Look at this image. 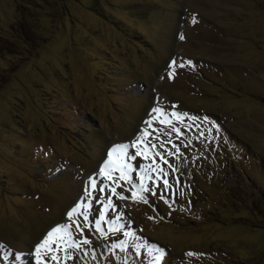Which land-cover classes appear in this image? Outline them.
<instances>
[{"label":"rangeland","instance_id":"obj_1","mask_svg":"<svg viewBox=\"0 0 264 264\" xmlns=\"http://www.w3.org/2000/svg\"><path fill=\"white\" fill-rule=\"evenodd\" d=\"M156 102L213 138L173 133L168 203L112 197L118 231L84 228L66 264H156L153 244L160 264H264V0H0V264H29L53 225L76 232L85 177Z\"/></svg>","mask_w":264,"mask_h":264},{"label":"snow or ice","instance_id":"obj_2","mask_svg":"<svg viewBox=\"0 0 264 264\" xmlns=\"http://www.w3.org/2000/svg\"><path fill=\"white\" fill-rule=\"evenodd\" d=\"M180 38L183 39L182 36ZM172 63L174 62L170 63V67ZM179 66L183 67L184 65ZM171 76L172 73L169 72V77L171 78ZM130 87H134V85ZM185 118L191 121L198 119V117L189 116L187 113L176 111L169 113L160 107H153L150 110V118L145 121L147 127L137 134L131 144L119 143L110 146L102 166L96 174L85 180L82 195L78 197L77 203L66 212V218L72 219L76 225V232L72 231L71 225L67 222H61L52 227L42 241L35 245L36 264H66L67 260L73 259L72 252L69 250L79 252L84 245L91 244V240L83 236L84 228H88L89 231L94 228L100 233L102 239L106 237L102 224H108L110 226L109 231H118L114 226L123 214L117 215L115 219H107L109 210L116 211L120 207L112 197H116L121 201L131 198L148 203V194L156 196L159 190V198L168 203L166 193L172 187L168 179L169 169L172 173L179 171L180 157L183 155L180 152V146L173 142V133L179 139L195 129L199 132L197 139L201 137L205 139L213 138L212 128L207 129L206 135L205 130L197 124H184V131H181V127L173 121L182 122ZM204 119L208 120L209 118L205 117ZM154 122H158L161 126H167L168 130L165 132L163 128H156ZM165 137L167 138L165 139ZM188 143H191V137L188 138ZM169 144H171V148L168 147ZM130 148H133L134 151L130 152ZM172 149H175V151ZM157 157L159 162H157ZM171 157H175L177 163H170L169 158ZM138 158L145 161L151 158V163H140ZM133 162H136V164L134 165ZM116 172L119 175L118 178L114 179L113 173ZM134 172L139 180L138 183L132 179ZM95 177L100 179L98 180ZM119 181H126L131 187L126 188ZM175 183L179 184L180 181L176 179ZM118 188L121 190L117 191ZM127 191H131V197L125 195ZM93 202L101 205V208H94ZM76 217H82L83 227L79 219H74ZM77 235L83 236V239H76ZM125 235L134 234L125 233ZM113 246L116 247L117 245ZM119 246L122 248L123 242ZM0 247H3V245H0ZM148 251L149 253H155L153 260L156 264H160L165 256V250L155 244L151 245ZM188 255H192V253H188Z\"/></svg>","mask_w":264,"mask_h":264},{"label":"bare ground","instance_id":"obj_3","mask_svg":"<svg viewBox=\"0 0 264 264\" xmlns=\"http://www.w3.org/2000/svg\"><path fill=\"white\" fill-rule=\"evenodd\" d=\"M153 107H158V106H157V102H156V103H153V104L151 105V107L146 111V114H145L144 117L142 118L141 123L139 124V127H138V129H137L135 135L131 138L130 141L128 140L127 142H132V141L135 139V137L137 136V134L140 133L144 128L147 127V125L145 124V121L148 120V119L150 118V110H151ZM152 115H155V114H152ZM88 177H89V175H87L85 178L87 179ZM81 193H82V192H81ZM81 195H82V194H81ZM79 197H80V196H79ZM77 200H78V198H76V201H75L74 204L77 203ZM74 204H73L72 206H74ZM72 206H70V207L66 210V212H67L68 210H70ZM66 212H65L64 217H66ZM54 226H56V225H53L52 227H54ZM52 227H51V228H52ZM51 228H49V229L47 230V232H48ZM47 232H46V233H47ZM46 233H44V234L42 235V237H41L36 243H34V245H33V251H32V253H30V263H29V264H36L35 245H37L38 243H40V242L42 241V239L46 236Z\"/></svg>","mask_w":264,"mask_h":264},{"label":"trees","instance_id":"obj_4","mask_svg":"<svg viewBox=\"0 0 264 264\" xmlns=\"http://www.w3.org/2000/svg\"><path fill=\"white\" fill-rule=\"evenodd\" d=\"M262 170H263V166H262ZM264 172V171H263ZM262 176H264V173H263V175ZM263 197H264V192H263ZM259 209H261V208H259ZM261 210H263L264 211V209H261Z\"/></svg>","mask_w":264,"mask_h":264}]
</instances>
